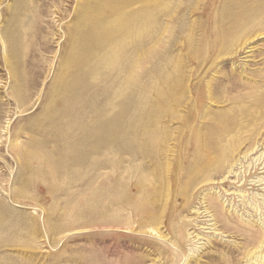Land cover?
Wrapping results in <instances>:
<instances>
[{
	"label": "rangeland",
	"instance_id": "1",
	"mask_svg": "<svg viewBox=\"0 0 264 264\" xmlns=\"http://www.w3.org/2000/svg\"><path fill=\"white\" fill-rule=\"evenodd\" d=\"M255 2L0 0V264H172L173 232L205 193L231 224L264 229L260 152L187 208L196 172L233 158L191 145L224 111L202 105L201 90L225 84L220 99L240 98L262 81L264 91V36L251 53L225 56ZM244 106L248 123L264 118ZM207 220L186 229L200 238L185 244L191 264H229L246 242ZM216 249L225 258L212 263Z\"/></svg>",
	"mask_w": 264,
	"mask_h": 264
},
{
	"label": "bare ground",
	"instance_id": "2",
	"mask_svg": "<svg viewBox=\"0 0 264 264\" xmlns=\"http://www.w3.org/2000/svg\"><path fill=\"white\" fill-rule=\"evenodd\" d=\"M97 8H100L99 5L95 6L94 10L96 11ZM235 24L238 30L241 29L242 33H245V36L242 37L240 41L238 40L239 42L237 43L236 47L233 49L231 53H228L227 55H225V56H228L226 57L227 59H231V58L238 59L243 54L251 53V51L253 50L252 47H250L251 39H253V37L254 39L263 38L264 36V0H256V2L253 3L251 7H248L243 12H240ZM6 51L8 52V50ZM247 57H244V58H247ZM258 77L262 79L261 76H258ZM260 82L261 83L255 82V84L252 85L253 93H251L250 95H242V97L240 98L220 99V97L222 96L221 93L222 92L225 93V91L229 88L225 84L221 85V90L215 91V88L211 90V87H209L208 83H206L203 90H201V93L198 96V98H199V101H201L202 105H204V102H209L210 105H220V106L222 105L224 107V111L214 114L212 116L213 119L208 118L207 122L209 123L207 124V126L205 122H201L197 126L194 132V138L192 139L191 145L193 148H196L198 150L205 149L207 151V156H213L215 153H219V156H233V158H230V159L226 158L220 163H218L217 165H210L207 168H202L198 172H196V176L192 182V186L190 190L192 191L193 189L194 190L197 189V195L194 196L193 200L187 201V208L189 209V211L195 204V201L196 199H198V195L201 191H206L209 187L212 186V183H215V181L219 180L220 178H222V180L225 181L227 179L225 175L234 174L236 169H238L237 167H239V165H243L244 163L243 161H245L246 159H249L254 154H257L260 152L259 156L264 155V118L262 117V118L257 119L255 123H248L247 121L244 120V117H243L244 114L242 115V111H243L242 109L245 107L244 106L245 103L253 104L259 110L264 109V94H263L264 91L262 94H260L261 93L260 91L263 86L262 85L263 82L262 81ZM245 85L246 84H244V86ZM67 101H69L68 96H67ZM208 110L210 111V109ZM259 110H257V113ZM178 156H182V154ZM260 160L261 159H258L256 160V162ZM182 164H183L182 157L181 158L179 157L176 165L181 167ZM252 166H253V169L256 170L254 175H257V177H259L260 175L257 174V172L260 170L259 166L255 165V163L252 164ZM183 173H186V172L183 171ZM188 177H189V174H188ZM257 177L254 176L253 178H257ZM247 180L248 178H246V181ZM263 181H264V178L262 179L258 178V181H256L253 186L260 187L264 185ZM254 187L253 189H255ZM202 196H203L202 199H199L200 203H199L198 208H195L192 210L193 213L191 214L195 216L194 220L187 221L188 219H186V224H184L183 228L178 229L177 231L173 232L174 237L176 239V244H175L176 247H173V245L172 246L169 245V247H172L171 249H173V251L171 250V252L167 253L168 256L171 258V263L178 264L180 261H182L179 259V256H182V259L186 257L184 264H191L193 255H189V256L187 255L188 252L185 249V244L186 243L193 244L192 247H194L195 244L198 243L200 238H199V234H195L196 232H192L190 233V235H186L187 234L186 229L188 226H191L192 224H196L197 222H199L198 221L199 219H209L207 220V222L211 223L210 226H213L214 230L222 229L223 233L230 232L232 234H236V236L241 237L246 242V243L244 242L245 244L241 245V247H239L240 245H237L231 249V255H232L230 258L231 260L229 259L227 263L231 264L233 262L235 264H239L241 260L238 259V257L234 256L236 253H238L240 256L242 255L243 258L246 260V262H244L246 264H264V261H262V259H264V256H263L264 229L258 228L256 230V229L251 228L252 225L251 227H248L247 225L241 226L236 223H234L235 225L231 224L234 217L223 215L220 209V206L216 202H214V199L211 198L207 193L202 194ZM243 197L244 198L246 197L245 193ZM258 212L256 211V213ZM236 221L240 223V220L239 221L236 220ZM153 233H156L155 238H157V232L153 230L152 234ZM250 245L254 246L253 250L252 249L248 250V247ZM240 248L243 249V252L240 251ZM259 249H262V250L260 251ZM217 257L225 258L223 256V253L219 251V249H216L213 252L207 253L205 255V258L208 259L212 263H215V260L217 259Z\"/></svg>",
	"mask_w": 264,
	"mask_h": 264
}]
</instances>
